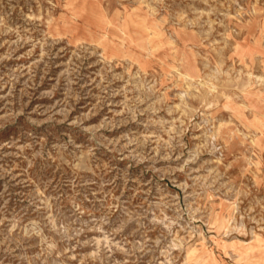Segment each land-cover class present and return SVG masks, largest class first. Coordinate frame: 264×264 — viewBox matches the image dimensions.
<instances>
[{"label": "rangeland", "instance_id": "rangeland-1", "mask_svg": "<svg viewBox=\"0 0 264 264\" xmlns=\"http://www.w3.org/2000/svg\"><path fill=\"white\" fill-rule=\"evenodd\" d=\"M263 121L264 0H0V264H264Z\"/></svg>", "mask_w": 264, "mask_h": 264}, {"label": "bare ground", "instance_id": "bare-ground-1", "mask_svg": "<svg viewBox=\"0 0 264 264\" xmlns=\"http://www.w3.org/2000/svg\"><path fill=\"white\" fill-rule=\"evenodd\" d=\"M245 49L241 48V52L244 53ZM251 101V99H249ZM254 102V101H253ZM249 104V103H248ZM257 106V105H255ZM259 107V106H258ZM262 119V118H261ZM264 122V121H263ZM259 122H256V124H258ZM262 124V122H261ZM258 127V126H257ZM261 141V140H260ZM263 141V140H262ZM230 208H232L231 204L229 205ZM231 217L229 216L228 217V220L230 219ZM226 227V226H225ZM224 227V228H225ZM263 246V245H262ZM233 252L234 254H236L237 257H239V259L242 261L244 258H246L250 252H251V249H250V246H245L243 249H239L238 247H233V246H230L229 247ZM228 248V249H229Z\"/></svg>", "mask_w": 264, "mask_h": 264}]
</instances>
